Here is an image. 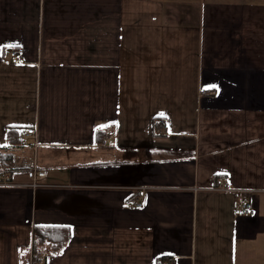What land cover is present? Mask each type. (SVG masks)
<instances>
[{"label":"crops","instance_id":"1","mask_svg":"<svg viewBox=\"0 0 264 264\" xmlns=\"http://www.w3.org/2000/svg\"><path fill=\"white\" fill-rule=\"evenodd\" d=\"M2 154L0 264H264V0H0Z\"/></svg>","mask_w":264,"mask_h":264},{"label":"built area","instance_id":"2","mask_svg":"<svg viewBox=\"0 0 264 264\" xmlns=\"http://www.w3.org/2000/svg\"><path fill=\"white\" fill-rule=\"evenodd\" d=\"M19 62L18 54L13 51L12 52V60L11 63L17 64ZM162 124L163 121H160ZM163 131V129H160ZM25 136H35V131L34 129H28L25 132ZM113 136V133H108L107 138H111ZM27 177L28 179L31 180L29 183V187L32 189H37L41 186V181H43L46 178V172L45 171H35L31 170L27 172ZM7 183V177H4L2 181V185ZM220 191H237L232 188L230 182L226 181L225 179L222 181L221 186L219 187ZM241 193L240 191H237ZM126 206H133L135 208H140L142 207V202L141 200L138 199H130L126 201ZM234 214L237 217H248V216H253L254 215V210L252 209L250 203L248 201L242 200L238 202L234 209ZM171 259L167 260L166 264H171Z\"/></svg>","mask_w":264,"mask_h":264},{"label":"trees","instance_id":"3","mask_svg":"<svg viewBox=\"0 0 264 264\" xmlns=\"http://www.w3.org/2000/svg\"><path fill=\"white\" fill-rule=\"evenodd\" d=\"M6 138L11 147H18L21 143L19 132L15 129H9L6 132ZM12 159V154L0 155V169L8 167ZM34 236L33 250L44 243H50L54 249H57L66 243L68 231L54 227H35Z\"/></svg>","mask_w":264,"mask_h":264}]
</instances>
